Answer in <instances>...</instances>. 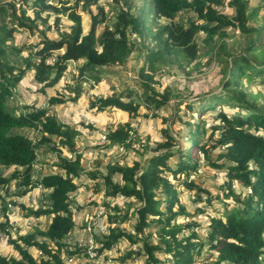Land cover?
I'll return each instance as SVG.
<instances>
[{
	"label": "trees",
	"instance_id": "trees-1",
	"mask_svg": "<svg viewBox=\"0 0 264 264\" xmlns=\"http://www.w3.org/2000/svg\"><path fill=\"white\" fill-rule=\"evenodd\" d=\"M26 0L22 4H27ZM39 3L40 10L34 18L27 15L26 8L22 7L17 13L14 4L0 5V17H9L15 27L0 24V166L5 168L15 167L10 179L0 175V188H5L12 180L20 182L22 187L37 188V183L32 179L33 168L37 162L38 146L52 144V139H58V145L52 148L58 152V173L45 176L40 183L45 189L50 190V206L36 212L35 216L50 217V224L46 230H38L36 233L20 238V243H15V250L20 259L14 257H0V264H64L65 253L77 254L66 243L67 238L74 233L76 222L71 211V195L79 186L76 179L81 177L83 171L82 156L75 154L76 139L79 132L65 127L56 117L41 110L28 115H13L7 109L8 99L13 96V89L22 78L34 73V79L43 89L55 87L68 70L70 63L82 62L80 67V82L72 88V92L79 96L82 92V82L93 79L100 81L103 68L124 65L134 54H143L145 62L140 69V77L144 93L151 90L152 96H147V107L154 105L160 109L172 100L171 92H156L151 86L155 74L167 63H176L180 67L190 65L198 59L199 45L196 40L200 33H204V44L222 58V54L229 56L225 62L224 79L222 88L226 94L224 98L217 96L212 98L214 104L227 102L238 107V112L228 114L222 109L218 113L219 123L212 127L211 139L204 141L207 132L206 121L189 123L192 126L190 150L178 155L176 165L172 166L170 160L175 157L174 142L170 132L165 131L168 142L160 144L156 148L157 156L147 159L145 164L135 162L132 166L108 167V175L104 178L108 197L122 196L141 202L137 210L138 224L136 231L140 234L149 226L147 219L153 216L158 227V242L153 244L144 238L143 253L136 255L146 256L145 264H192L195 254H200L206 245H210L218 253V263L227 264H264V111L257 106L252 96L243 89V80L251 83L256 77L264 76V44L261 39L264 36L262 30L248 28V2L247 0H151L149 15L151 23L145 24L147 18L139 10L137 14L122 11L117 18L114 27H106L98 34V30L105 19L102 11V19L92 13V7L97 0H74L73 6L63 3L58 7L46 4L45 0H35ZM231 8L235 11L233 17L222 12ZM143 9V8H141ZM53 10L57 17L55 24L58 32L61 17L66 15L71 23L68 33H61L60 40H52L46 30L37 34V49L34 54H29L22 59V64L11 57L21 56V49L8 48V44L18 31H30L35 34L38 30L37 22L41 19L43 24L48 21V16L42 18L44 11ZM92 14V24L89 32L84 33L82 15ZM191 11L197 16L199 22L190 20L187 25L176 22L175 19L183 11ZM162 19L171 20V24H162ZM235 28L249 38L242 51L238 54L230 53L225 39L227 29ZM138 36L143 41V49H138L131 39ZM149 36L154 46L146 44L145 37ZM154 48V49H153ZM33 49V48H32ZM12 54H11V53ZM220 58V59H221ZM231 64H229V60ZM260 64V66L258 65ZM62 95V94H59ZM77 98V97H76ZM123 97L101 98L92 103V108L105 110L115 107L131 115L138 114L141 104ZM211 101V102H212ZM210 102V103H211ZM66 104L64 99L52 97L49 100L51 107ZM178 106H185L187 112L192 110L193 104L184 100L177 101ZM224 104V103H223ZM213 105H207L214 108ZM31 129L41 133L38 144L28 136L19 133L21 130ZM130 125L119 126L110 130L107 135L110 146H119L129 149L133 143ZM217 135L218 138L214 139ZM225 149L226 152L219 155V161L212 160V153L216 149ZM66 150L69 155L75 154L74 159H69L63 154ZM210 164L215 169L227 171L228 194L224 197L218 195L220 200L233 198L234 202L227 204L221 216L213 217L208 228L207 241L200 240L194 229L199 224L180 225L172 221L178 214L183 213L174 210L179 202L178 190L170 181V175L174 179L177 175L185 176L184 185L190 190L198 189L197 199L201 200V192L205 189L194 184L190 177L199 170L201 163ZM254 164V168L251 167ZM120 173L124 185L115 184L112 177ZM238 184L249 191L243 199L232 189ZM211 198V195L208 194ZM209 199V198H208ZM208 205H211L208 200ZM166 208L163 210L162 206ZM237 205H241L238 207ZM5 231L6 226L0 224ZM189 231L188 236L185 230ZM128 237L132 244L139 240L132 235L118 232L114 228L109 229V234L103 240V250H110L119 243L120 238ZM32 249L42 253L36 257ZM133 253H129L130 258ZM160 256H166L165 259ZM127 259L123 258L124 263Z\"/></svg>",
	"mask_w": 264,
	"mask_h": 264
},
{
	"label": "rangeland",
	"instance_id": "rangeland-1",
	"mask_svg": "<svg viewBox=\"0 0 264 264\" xmlns=\"http://www.w3.org/2000/svg\"><path fill=\"white\" fill-rule=\"evenodd\" d=\"M24 1L26 0H0V5H5L11 12L9 5L14 4L17 13H20L21 8L24 7L27 10V15L34 18L40 10L39 3H36L35 0H29L27 4H22ZM225 1L228 3L230 0ZM45 2L58 7L62 6L63 3H66V6L74 5V0H45ZM247 2L248 28H255L264 32V0H247ZM150 6L151 0H97L96 5L92 7V13L94 15L99 14L100 19H102L101 10L105 14V19L98 30V34L106 27H114L118 15L124 10L133 14H137L141 10L142 14L148 17L145 24L149 26L151 23V15L148 13ZM222 12L230 17L235 14V11L231 8L226 10L222 8ZM79 13L83 18L84 33L87 34L91 28L92 14L83 13L81 10H79ZM46 16L49 17L46 24H43L41 19L38 20L39 31L35 34L30 31H18L8 44V48L14 46L23 51L21 56L13 54L11 57L16 62L21 63V66H23L22 59L24 60L29 54H34L37 50L35 48L38 42L36 36L41 30H46L47 36L52 40H60L62 38L61 33L70 31L71 23L66 15L58 16L62 19L59 22L61 33L58 32L55 24L56 13L53 10L44 11L41 17L45 18ZM190 20L199 22L197 16L188 10L181 12L175 19L176 22L185 25ZM160 22L162 24L172 23L171 20L166 19H162ZM0 24H5L9 28L15 27L8 16L5 18L0 17ZM205 36L204 33H200L196 38L199 45V55L194 63L183 67L176 63H167L155 74L153 81L150 83L152 88L159 93H163L165 90L172 93V100L160 109H155L154 105L147 107L145 104L146 95L152 96V92L150 90L148 94L144 93L139 73L145 58L143 54L137 53H134L122 66L112 65L103 68L99 82L93 79L82 82L80 84L82 92L79 96L71 90L80 82V67L83 63L72 62L55 87L43 89L42 85L34 79V73L30 72L16 85L13 89L12 98L8 99L7 109L15 116L46 110L49 115L56 117L65 127L79 132L76 139L77 153L75 154L82 156L83 171L81 177L76 179V184L79 186L78 191L73 193L70 199L71 211L77 228L80 229L83 225L86 226L89 218H97L99 213H102V216L107 220L103 225L108 226V233L110 228H114L118 232L125 233L127 236L132 235L139 240L137 244H132L128 237L120 238L119 243L108 250V258H111L109 264H145L146 256L141 257L144 254L143 239L149 238L150 242L156 244L159 240L157 234L159 225L155 221L157 218L150 216L147 219L150 225L144 229V232L139 234L136 231L138 224L137 210L140 208L141 202L122 196H107L108 190L104 178L108 175V167L132 166L135 162L145 164L148 158L160 154L156 152L157 146L168 142L165 135L167 130L173 137L175 144L173 150L176 155L170 160V164L175 166L178 155L186 150L189 151L192 144L191 132L193 128L189 123L205 120L207 132L204 141H208L211 139L212 127L219 123L218 113L221 109L228 114L238 112V107L227 102L213 105L212 98L217 96L224 98L226 94L232 95L231 92L225 93L222 88L225 70L224 61L228 60L229 56L222 54L221 59L217 57L204 44ZM249 38L235 28H228L227 38L225 39L228 51L233 54L240 53ZM131 39L139 50L143 49V41L138 36H131ZM145 40L150 48L154 46L149 36H146ZM260 42L264 44V36ZM231 60H229V64L232 63ZM258 65L260 66V64ZM243 89L252 96L257 106H262L260 109L264 111V76L256 77L251 83H248L247 78H244ZM129 94L132 95L131 100L140 103L142 106L136 115H131L115 107H109L103 111L91 107L92 103H97L101 98L123 97L125 101H128ZM52 97L64 99L66 104L51 107L49 100ZM178 100L193 104L192 110L187 112L184 105L178 106ZM209 104L213 105L214 108H209L207 106ZM127 124L134 131L132 133L133 143L129 149L110 146L109 143L104 146L100 145L101 136L105 132ZM19 133L28 136L36 144L39 143L41 138V133L31 129L21 130ZM216 138H218L217 135L214 136L215 140ZM52 140V144L38 146L37 163L32 173V179L36 183L49 174L58 173L56 168L58 152L52 150V148L57 147L58 139L53 138ZM225 152L224 148L214 150L212 160L223 164L225 161H221L219 155ZM63 154L69 156L66 150ZM75 154H73L74 158ZM251 167L254 168V164H251ZM15 170L21 169L0 166V175L10 179ZM169 177L179 192V202L175 205L174 210L180 212L181 207L184 209L183 213L178 214L172 223L176 222L180 225L199 224L194 231L200 240L206 242L207 226L210 225L211 219L221 216L225 206L234 202L233 198L225 197L222 200L218 198V195L224 197L228 194V187H226L227 171L225 169H215L210 164L203 162L200 164L199 170L191 175L190 180L202 190L207 191V193L205 191L201 192V200L197 199V193H200L198 189L192 191L185 187V176L183 174L177 175L176 179L171 175ZM112 181L115 184L124 185L120 173L115 174ZM19 184V181L12 180L5 190L0 188V224L6 226L4 236L0 237V251L4 257L17 259H20V255L15 250L14 242L20 243V238L36 233L38 230H46L50 224V217L35 216L37 211L50 206V190L42 191L39 188L30 190V187H22ZM232 189L242 199L249 194L247 189L238 184H234ZM208 194L211 195V198ZM90 198H93V201L88 203L87 201ZM208 200H210L211 205H208ZM10 204L15 207L14 210L9 207ZM237 206L241 207V205ZM162 208L165 210L166 206L163 205ZM184 232L188 236L189 231L186 229ZM82 234L80 233V235ZM79 238V235L74 236L73 239L69 238L70 244L74 245ZM31 252L38 257V251L32 249ZM137 252H140L141 255H136ZM129 253H133L130 258L128 257ZM67 254L65 253L64 258ZM123 258L127 259L124 263L122 262ZM160 258L165 259L166 256H160ZM192 264H220L218 263V253L208 244L200 254L194 255Z\"/></svg>",
	"mask_w": 264,
	"mask_h": 264
},
{
	"label": "built area",
	"instance_id": "built-area-1",
	"mask_svg": "<svg viewBox=\"0 0 264 264\" xmlns=\"http://www.w3.org/2000/svg\"><path fill=\"white\" fill-rule=\"evenodd\" d=\"M108 132H105L100 139V145L104 146L108 143L107 139ZM69 159H74V155L70 154L68 156ZM42 181V180H41ZM37 188H39L42 191H46L47 189L44 188V186L38 182ZM93 201V198H90L87 202L90 203ZM9 207L14 210V206L11 204ZM107 222L104 216H102V213H99L97 218H89V220L86 223V226L83 225L82 230H77L80 233H83L80 235V238L77 242L74 243V245H71L69 238H74V234L70 235L66 243L70 250L77 251V254H67L64 258L63 255V261L64 264H109L111 261V258L109 257L108 250H103L102 242L108 236V226L103 225L104 222ZM77 228V226H76ZM4 236V230L0 228V237ZM73 246V247H71ZM114 247V246H113ZM112 247V248H113ZM42 253L38 251V257L41 256ZM3 257V254L0 251V257Z\"/></svg>",
	"mask_w": 264,
	"mask_h": 264
},
{
	"label": "crops",
	"instance_id": "crops-1",
	"mask_svg": "<svg viewBox=\"0 0 264 264\" xmlns=\"http://www.w3.org/2000/svg\"><path fill=\"white\" fill-rule=\"evenodd\" d=\"M36 163H37V162H36ZM77 191H78V190H77ZM77 191H76V192H77ZM76 192H75V193H76ZM75 230H76V231H75V236H77V235H79V236H80V232H79V231H77V230H82V229H78V228H76Z\"/></svg>",
	"mask_w": 264,
	"mask_h": 264
}]
</instances>
